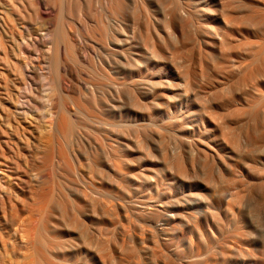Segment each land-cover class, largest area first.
Returning <instances> with one entry per match:
<instances>
[{
	"label": "bare ground",
	"instance_id": "bare-ground-1",
	"mask_svg": "<svg viewBox=\"0 0 264 264\" xmlns=\"http://www.w3.org/2000/svg\"><path fill=\"white\" fill-rule=\"evenodd\" d=\"M262 110L264 0H0V264H264Z\"/></svg>",
	"mask_w": 264,
	"mask_h": 264
},
{
	"label": "rangeland",
	"instance_id": "rangeland-1",
	"mask_svg": "<svg viewBox=\"0 0 264 264\" xmlns=\"http://www.w3.org/2000/svg\"><path fill=\"white\" fill-rule=\"evenodd\" d=\"M167 5V4H166ZM163 10V9H162ZM206 20H208V21H210V19H206ZM33 39L35 40L36 39V41H38L39 39H40V37L39 36H36V37H31V36H29L26 40H24L23 41V44H24V46H25V48L27 49V50H29L30 52H33V47L31 46V43L33 42ZM40 54V53H39ZM37 55H38V53L37 54H34V57H36L35 59H37L38 57H37ZM37 62L36 63H38V61H39V59H37L36 60ZM28 71H31V69L29 68V70ZM46 80L44 79H41L40 77H36V79L34 80V83H33V85H32V88H33V92H32V94H31V97H33L34 98V101H35V104L40 108V106L42 107L43 105H42V101H43V97L45 96V93H46V91H44L45 89H46V87H47V82L48 81H46ZM46 83V84H45ZM45 84V85H44ZM44 85V86H43ZM28 100H29V98H28ZM30 101V100H29ZM34 101H30L31 102V104H33V102ZM26 108L28 109V110H30V108L29 107H27L26 106ZM262 112L264 113V111L262 110ZM32 112H30V114H31ZM262 113V114H263ZM260 167L261 166H259V170H260V173H261V169H260ZM258 169H256L255 168V170H254V174H255V171L257 172V170ZM259 170H258V173H256L255 174V176H257L258 177V179H253V180H249L248 182H250L249 184H248V182H244L242 185H238L237 184V187L239 188V189H244V193H245V196H246V200H245V197L243 198V200H242V202L244 201V203H243V205H242V208H243V213L244 214H246V212H248V211H251L252 212V214L254 215V217H255V223H256V225L259 227V229L261 228H263L262 229V232H260V234H258V236L260 235V238H261V240H263L264 239V227H262V225L264 226V203H262V202H264V195L263 194H258V197L257 198H254V200L250 197V195H249V192H248V188H252V186H254V184L255 185H258V184H260L261 182H263V180H264V178H262V176L261 175H259ZM264 170H262V175H263V177H264ZM259 175V176H258ZM260 178V179H259ZM262 179V180H261ZM255 180V181H254ZM258 180H260V181H258ZM226 182V183H225ZM248 186H250V187H248ZM236 186H233V185H230V182L227 180V179H225V180H223V182H222V186H221V189H225L224 190V192L226 193V192H231L233 189L234 190H236V188H235ZM245 187V188H244ZM229 188V189H228ZM4 187H2L1 188V190L2 191H4ZM229 190V191H227V190ZM6 190V189H5ZM246 193H248V194H246ZM228 196V197H227ZM226 202L227 201H229V199H231V196L229 195V194H226ZM249 201V202H248ZM241 202V203H242ZM248 202V203H247ZM246 205V206H245ZM259 207H258V206ZM248 206V207H247ZM250 207V208H249ZM254 207H256V209H254ZM253 208V209H252ZM259 208V209H258ZM224 207H222V208H219V210H217V211H219V212H221V214L223 215L224 214ZM248 210V211H247ZM263 213H262V212ZM258 212H260V213H258ZM262 216V217H261ZM256 217H257V219H256ZM259 219V220H258ZM263 222V223H262ZM258 223H260L259 225H258ZM262 223V224H261ZM179 251H180V249H179Z\"/></svg>",
	"mask_w": 264,
	"mask_h": 264
}]
</instances>
